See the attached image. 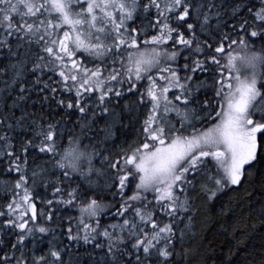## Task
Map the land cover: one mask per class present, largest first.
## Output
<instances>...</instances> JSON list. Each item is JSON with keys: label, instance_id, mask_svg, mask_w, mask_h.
Segmentation results:
<instances>
[{"label": "snow or ice", "instance_id": "6c2138e0", "mask_svg": "<svg viewBox=\"0 0 264 264\" xmlns=\"http://www.w3.org/2000/svg\"><path fill=\"white\" fill-rule=\"evenodd\" d=\"M0 176V264H264V0H0Z\"/></svg>", "mask_w": 264, "mask_h": 264}, {"label": "trees", "instance_id": "16d2710c", "mask_svg": "<svg viewBox=\"0 0 264 264\" xmlns=\"http://www.w3.org/2000/svg\"><path fill=\"white\" fill-rule=\"evenodd\" d=\"M5 178H10V177H3V176H0V179H5ZM0 196H2V194H0ZM3 203H6V201L2 198H0V204H3ZM39 207V205H38ZM70 214H75V213H70ZM260 233H264V227H261L259 228L258 232L253 236V240L252 242L254 243H259L260 242Z\"/></svg>", "mask_w": 264, "mask_h": 264}]
</instances>
